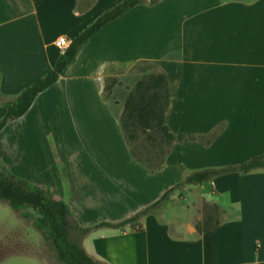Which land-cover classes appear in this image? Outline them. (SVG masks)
Here are the masks:
<instances>
[{"label":"crops","instance_id":"crops-1","mask_svg":"<svg viewBox=\"0 0 264 264\" xmlns=\"http://www.w3.org/2000/svg\"><path fill=\"white\" fill-rule=\"evenodd\" d=\"M121 1L0 0V105L51 71L58 38L69 44ZM157 73L170 92L168 132L213 139L173 144L150 173L132 159L120 118L136 83ZM107 79L117 84L104 98ZM4 134L24 141L17 178L53 190L81 228L123 222L191 173L263 154L264 0L134 7L90 38ZM4 152L0 162L17 170ZM134 228L94 229L82 248L98 264H264V170L183 187ZM31 230L24 224V238ZM21 238L0 242V264H51L24 251L39 242Z\"/></svg>","mask_w":264,"mask_h":264},{"label":"trees","instance_id":"trees-1","mask_svg":"<svg viewBox=\"0 0 264 264\" xmlns=\"http://www.w3.org/2000/svg\"><path fill=\"white\" fill-rule=\"evenodd\" d=\"M144 2V0H123L105 11L92 24L78 33L59 56L51 71L22 90L12 102L0 105V132L9 122L23 117L36 97L56 84L60 75L74 61L79 50L90 38L98 34L106 25L121 18L128 11ZM116 84L117 81L113 79L105 81L104 98L109 97ZM169 101L170 92L164 73L142 77L128 95L120 118V131L132 159L144 166L150 173L161 169L173 144H188L213 139V136L208 138L193 135H171L165 123ZM152 134L158 136L157 143L168 146L166 153L162 154L161 151L151 153L145 149L157 144L151 142ZM140 135L149 140V146L140 149L132 147L131 143L137 141V137ZM260 170H264V153L236 166L197 171L167 189L158 200L130 219L118 224L100 223L91 228H81L70 223L68 207L55 199L53 190L30 184L13 176L0 163V202L8 205L16 213L31 210L36 214L37 218L32 222L33 228L45 242L49 243L58 262L62 264H98L85 253L81 245L82 239L92 230L126 227L133 230L141 219L151 214L172 193L183 187L212 182L215 178L225 175H247ZM24 217L27 215L24 214ZM71 234L76 236L75 240L70 239Z\"/></svg>","mask_w":264,"mask_h":264},{"label":"rangeland","instance_id":"rangeland-1","mask_svg":"<svg viewBox=\"0 0 264 264\" xmlns=\"http://www.w3.org/2000/svg\"><path fill=\"white\" fill-rule=\"evenodd\" d=\"M221 1H233V0H221ZM236 1L249 2L253 0H236ZM8 136L9 135L6 136V134H4L0 138V146H2V149H4L5 151L4 153H6L5 155L7 156V160H10L11 164L15 162V166L17 170L12 169L10 167L11 165L7 166L3 164L2 162L0 163L3 166H5L7 171L9 169L8 172H10V174L14 176L17 175L19 177L24 178V150H21L22 147L24 148V141L21 140L22 137L13 136V134H12L11 139L9 140ZM151 137H152V140H151L152 143L154 142L157 143V141L159 140L157 135L152 134ZM57 139H60V138H57ZM211 141L212 139H209L208 141L200 140L198 141V143L201 145H208ZM148 142L149 140H147L146 137H143L140 135L137 137V141H135L134 143H131V145L132 147L134 146L140 149V148L149 146ZM45 143L50 148V146L53 143V141L51 140V137H46ZM49 144L51 145L49 146ZM156 145H157V148H155ZM162 145L164 144L157 143L155 144V146L151 145V147H148L145 149L147 151H150L151 153L153 152L157 153L158 151H161V153L163 154L164 152L166 153L168 151V146L166 145L162 146ZM24 214L27 215V217H24ZM36 218H37L36 214L31 210H24L20 213H16L13 210H11V208L8 205L0 202V242L3 243L4 241L6 242V240H12V241L16 239L18 240V237H22L21 239L25 240L26 238H24V224L27 225L28 227L31 226L33 228L32 222ZM2 229H6V230L12 229V231L10 233L8 231H5V233H1ZM18 232L22 233L23 236H18L19 235ZM29 234L30 236H28L26 240H36L37 242H39V244H41L40 246L42 249L36 250V248H29V249L24 250L25 252L29 251L28 253L30 254L39 253L43 255L45 259L51 264H62L56 260L54 252L52 251L49 243L45 242L43 238L41 237V235L34 228H33V232L31 230V233ZM70 239L75 240L76 236L74 234H71Z\"/></svg>","mask_w":264,"mask_h":264},{"label":"built area","instance_id":"built-area-1","mask_svg":"<svg viewBox=\"0 0 264 264\" xmlns=\"http://www.w3.org/2000/svg\"><path fill=\"white\" fill-rule=\"evenodd\" d=\"M68 45L69 44H68L67 39L63 37L58 38L55 42V46L62 52L67 48Z\"/></svg>","mask_w":264,"mask_h":264},{"label":"water","instance_id":"water-1","mask_svg":"<svg viewBox=\"0 0 264 264\" xmlns=\"http://www.w3.org/2000/svg\"><path fill=\"white\" fill-rule=\"evenodd\" d=\"M148 5L152 6L155 5L157 2L161 0H144Z\"/></svg>","mask_w":264,"mask_h":264}]
</instances>
